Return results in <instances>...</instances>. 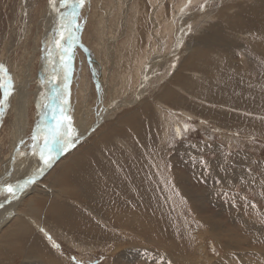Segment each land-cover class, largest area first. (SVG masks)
<instances>
[{
  "label": "rangeland",
  "instance_id": "374dc122",
  "mask_svg": "<svg viewBox=\"0 0 264 264\" xmlns=\"http://www.w3.org/2000/svg\"><path fill=\"white\" fill-rule=\"evenodd\" d=\"M44 1L45 0H28L29 3H33V2L34 3H36V2L41 3ZM124 1L121 2V0H119V2H117V0H86V4H85L84 8L79 9L78 23L80 26V31L76 33V39L74 41H72L73 46L71 48V54H72L71 56L73 58L71 57L70 67L72 65L73 66L70 69L69 68L66 69L69 71V72L68 71L67 72L69 73V75L71 77V83H70L69 92H68L69 97L71 94V90L74 92L75 89L77 87H79V84H80L79 82H81V79L83 78L84 83H86V84L88 83V85H91L92 89L90 87H87L88 90H87L86 94H90L88 96L91 99V101L95 99L93 102V105L96 104L97 100H98L97 99V93L99 94V90L96 87L97 82H95V79L92 78L93 77V71H92L91 62L89 61V59H88V61L86 60L87 57L84 59V57L86 56L85 55L86 53L84 52L83 47H87L90 45V49L95 51L94 53H95V55H97L96 57L98 59L101 58L100 60H101V62H103V68L106 66L105 61L109 58V60L111 62V67H109V69H111L110 77H112L116 73V67L115 66H116V64H118L120 59L123 61H127L128 64L131 61V58H132L133 53H134V47H132L134 44V40L131 38V36L128 32H127L126 36H125V34H123V32L125 29L124 21L127 18H130L127 16H129V14L132 10V7H130V9L128 11H127V8L126 9L124 8L127 4L124 5L122 8V5L120 6V4H123ZM139 1H144L147 3L152 2V1L148 2V0H139ZM164 1L165 0H162V1L161 0H153V2H152V3H155L157 7H160L161 11L159 10V13L163 12L162 3L164 4L163 7L169 8L171 10L173 9V1L172 0H166L165 2ZM181 1H182V3L184 2V0H181ZM47 2H48V7H49L48 8V11H49L48 17L54 19L57 22L53 27L52 26L48 27V31H49L50 35L47 39H48V43L50 44L51 48H53L55 50V53L57 54L56 49H58V48H56V46L54 45L53 40H54V37L56 36L57 28H58V25L60 23V19H59L57 12H56V14H54V13H52L51 15L49 14L53 9L51 6H49V0H47ZM227 3H228V5H226ZM59 5H60V0H57V7L58 8H59ZM230 5H232V3L228 0H226L225 2H224V0H220L219 4L215 3V0H202L199 3L193 4V7L191 8V10H196V9L201 8L202 11L198 17L204 18L208 14L211 13L212 6L213 7L215 6V10H217V11L222 7V9L225 8V14L228 17V16H230L228 13L229 10H231L232 12H235L236 10H238L237 7H229ZM20 6H21L20 0H0V64H2L1 58H2V55L5 51L4 43H5L6 38H8L7 49L9 48V46H12V49L10 50V53H7L5 55V60L8 64H11L14 61L13 63H16V65L13 68L14 72L16 74H18L17 73L18 69L24 71L23 76L26 78L25 80L27 81V85H24V83L20 82L18 80V78H14L12 80L14 91L8 97L7 101H4L3 90L0 89V115H2V117L0 116V122H1V124H0V181H4L6 183H11L13 185L14 184L16 185V183L18 184V183H20L19 181H21L20 176L16 174V173L20 172L19 170H22V169L27 170L26 172L29 174V172L31 173L34 170V167L32 166V162H33V164L36 162V166H37L39 161H40L39 160V154L37 153V155H33V148H32L33 144H34L32 137L34 134L37 133V129L39 128L37 123L39 120V115L41 114L40 113L41 109L38 105L40 102V97H41L40 94L38 95L39 90L41 92V90L44 87L46 88V84H49V86H54V90H53V92H54L55 91V84H56L54 79L57 77L56 80H58V78L61 79V77H62V73H61L62 70L57 65H56V67L60 70V73L55 66L50 68V71H48L47 73H46V70H44L45 69L44 67H43V70H41L40 62L37 63L38 56H37L36 60H32V59L26 60L25 51H23V48H22V44L24 43L25 39H24V37H22L21 39H19L17 41L18 37L16 38V36L21 34L22 30H24L26 28V23H27L26 18L25 19L21 18ZM120 7L122 10L119 9ZM86 9H88V10H86ZM107 10H109L110 13L113 14V16L110 17V22L105 26L106 29H104V31H102V33H100L101 32L100 29L96 30V26H99L97 24L99 23V21H101L99 16L102 18V21L104 20V18H108V15H105ZM140 10H141V14H142L141 16L146 15L149 12V11H147V8H145V6L143 5V2L140 6ZM60 11L67 13V12L71 11V9L60 8ZM81 12H83V13H81ZM181 14H182V11L177 13V15H175L173 18H171L170 23H174L175 22L174 19H176L177 16L181 17ZM184 14H185V12L183 11V15ZM46 16H47V14L45 15V17ZM139 16H140V12H139ZM89 17H91V18L93 17L92 18L93 20L91 19V21H92L91 24L88 22ZM169 17L170 16L168 15L167 18H169ZM192 17L193 16L191 15V19H193ZM227 17L223 21L225 34L228 35V39L232 38L231 41L235 40V42H237V44H235L237 47L241 46V45H242V47L237 48V50L239 49L240 51L239 50L234 51V53L232 55L233 59L231 56L230 62H229V58H227V57L223 56V57H220L218 60L216 55L209 56V54H212V52L207 53V57H208L207 60H211V62L209 64L211 65V68H212V70H211L212 76H210L207 66L202 65L200 67V69L198 70L199 66L195 65V71L198 72L199 75L197 74L193 77L194 79L192 78L193 81H191V85H178L177 91L175 92L178 101H184L185 96H188V97H192L191 99H192L193 103L187 102V104L182 105L183 108L180 109V106H178V105L173 106L174 103H172V102L168 101V105H167L166 101H163L162 104H164V106L159 104L160 106L157 108V109H159V112L156 113V111L154 109L152 112H150V114H147L149 116H147L145 114L144 119H139V123H137V126H135V127L137 128L139 126V128H140V126H142L145 129L144 133L143 132L140 133L141 131L135 132V130H133V132H135V133H132L131 137L128 139L129 141L127 139H123L121 142H118L115 140L110 141L111 140L110 135L119 132V130L115 128L114 121L107 122L106 124L104 122L102 124V126H100L101 128H103L102 131L96 133L97 130L100 128L99 127L94 133H92V136H90L89 140L87 139L85 142L84 141L79 142L80 140H78V141H76L77 145L73 149H70L69 151H68V149H66V151L63 152V154L60 153V154L56 155L55 159L53 161L54 162V164L52 165L53 167L52 166L48 167L46 169V172H44L43 177H41L37 181V183H35V184H38V183L42 182L45 179V177L48 176V174L52 171V169L54 168V166L56 165V163L58 161H60L62 158L66 157L67 155L72 154V152L77 150L82 145H84V146L81 149V153H83L84 151H86L92 147L99 146L100 151L98 153H96L98 156H96V154H91L90 157L92 159H88L89 160L88 162L91 163V165L93 167L92 170L98 176L100 173H102L101 172L102 167L104 168L107 165L104 169L107 170L109 176H108V178L103 177L102 182H101V185L103 186L101 191H102V193L104 192L103 193L104 197L106 196L105 198L109 202L112 201V203H113L116 200L122 199L126 195H129L130 197L127 199V201H130L131 203H135L137 205L143 204V207L148 208V210L151 212L152 211L158 212V210L163 207L164 217H165L168 225L170 224L169 225L170 227L174 226L173 229L175 231V236L178 240L176 241L175 246L172 247L173 248L172 252H170L169 250H166L164 247L158 248L157 246H155L156 249H154L150 245H148L149 243H147L143 238H139V239H137V241H138L137 243H131V244H128L127 241H123L121 239L116 241L117 244L125 246L126 250L129 252L128 256L130 258H133V260L134 259L138 260V262H139L138 264H142L143 263L142 261H145V260L148 262H154V260H155L157 264H170L171 262L169 261L168 258L172 259L173 264H182L180 259H179L180 257L178 254L179 248H182V251L184 252V255L186 256L185 264H194V260L196 261V264H201V258L202 257L195 255V254H199V253L208 254V256L210 258H213V259H218L220 257L218 249L216 248L214 243L210 240L209 236L202 230V228L200 226L201 223H199L200 221L197 220V218L195 219V217H194L195 215L193 213L188 212L189 209H188V206H187L188 204H187L186 200H184V197L180 194V191L178 189H176L177 187L174 188L176 185L172 181V176H171L172 168L174 170L178 169L181 172L186 173L189 176V178L192 180V183L194 185V186H190L192 189V192H194V194H197L198 197L204 196V195H209L211 198H214L215 201L219 200L218 202L210 203L211 207H208V211H209V213H213V214L219 213L217 215L220 217L221 220L224 221L225 224L227 223V226L229 229L233 230V224L236 225L237 227L238 226L243 227L240 220L244 221V220L249 219L248 221L250 223H257L258 222L257 219L255 218V215L253 214V211H251V210L249 211L250 213L248 212V213H244L243 216H238L237 212L239 210H242L244 212V210H243V209H245L244 203H246V202L243 201L244 203H242L240 201V203L238 205H236L234 200L236 198L239 199V197L243 196L247 200L255 199L258 202V201H260L261 197L264 198V188H263L264 187V125H263L264 124L263 123L264 122V116H263L264 115V104H263L264 103V95H263L264 94V60H263L264 56L263 55L258 56L257 52H255L252 48L256 45V46H259L264 51V42H263V40H264V25L261 27H255V25L249 24L243 30L239 29V26L235 27L236 29H234L233 28L234 26L230 25ZM36 18H39V14L36 15ZM97 18H99L100 20L98 19L99 20L98 21ZM116 18L118 20L120 19L119 20L120 24H118V20H116ZM113 19L115 22L113 21ZM155 20L159 21V24H160L159 27H160L161 23H162V19L161 18H155ZM185 23L183 25V30H182V37H183V42H184L183 47L185 46V41L190 36V35L187 36L188 32L192 31L191 28L186 27ZM111 24L114 26L113 29L117 28V26L120 25L119 26L120 37L117 38L118 39L117 42L112 41V45H113L112 51L109 54H107L108 52L106 50L104 51L99 47V45L97 44V41L99 39H106L108 37V33L110 32V29H111ZM129 24H131V23H129ZM101 26L102 27L104 26L103 23ZM173 26L174 25L171 24L170 29H171V27L173 28ZM228 26H230L231 29L228 28ZM151 27L155 29V26L153 24H151ZM240 28H242V27H240ZM29 30H30V28H29ZM89 30H90V32H89ZM241 30L243 31L242 35L240 33ZM258 31H259V33H258ZM186 32H187V34H186ZM43 34H44V32H43ZM231 34H233V35H231ZM246 34H248V35H246ZM146 35H147V31H146V29H144L143 34L141 35V38H140L139 49H140L141 42L142 41L146 42ZM179 35H180V33L178 30L177 36H179ZM235 36H236V38H235ZM34 37H36V35ZM41 37L42 36H40L39 41H38L39 45H40V49H39L40 53L38 55H40V57L43 58V64H44V55H45L44 47H45V44H43V40ZM248 37H250V38H248ZM178 39H176V44L178 42ZM258 39H259V41H258ZM255 41H257L258 43ZM92 42H94L95 44ZM61 44L63 46H65L64 41H61ZM247 44H249V45L247 46ZM95 45L98 47H95ZM120 45H124V47H118ZM183 47H182V49H183ZM96 48H97V50H96ZM168 48H169V45H167V47L161 49V52L164 49L166 50ZM242 48H244V49H242ZM27 49L29 50V48H27ZM98 49H101L99 53H98ZM79 50L81 52H79ZM253 51L255 52V54L253 53ZM96 52H97V54H96ZM104 52L106 53V55ZM151 52H152V50L150 48L140 49L138 57L143 61L145 59V57L147 56V54H149ZM41 53H42V55H41ZM80 53H81V55H80ZM82 53H84V56ZM180 53H181V51L179 52V54ZM13 54L15 55L14 57L11 56ZM59 54H60V49H58V55ZM179 54L175 57H171L169 59L163 60V64L158 68V75H156L155 77L165 74V72L168 70H169V72H171L172 65L171 66H167V65H169L173 61L174 58L178 57ZM58 55H57V57H58ZM251 55H252V57H251ZM257 57H259V59ZM223 59H224V61H223ZM243 59H245L244 62H243ZM253 60H255V61H253ZM240 61H242V62H240ZM236 62H238V63H236ZM253 62L255 64H253ZM72 63H74V64H72ZM220 64H222V65L220 66ZM235 64H236V66H235ZM237 64H239V65H237ZM87 66L90 69H88ZM231 66L232 67L234 66L235 69L232 68ZM5 67L7 68L6 65H5ZM140 67H141V65H140ZM140 67L133 69V71H132L133 78H135L137 76V74H138L137 72H139ZM84 68H87V70L86 69L84 70ZM213 68H214V70H213ZM227 68H229V69H227ZM109 69H107L106 71H108ZM216 70H218V71H216ZM252 70H254V72ZM79 72H81L82 75ZM83 72H84V74H83ZM121 72H123V70H121ZM76 73H77V75H76ZM78 73H79V75H78ZM229 73H231V75ZM237 73H239V74H237ZM241 73H242V75H240ZM171 74H173V73L171 72ZM50 75L55 76V78L48 79ZM87 75L88 76L90 75L91 78L87 77ZM141 75H142L141 76V78H142L141 82H143L145 79L148 83L153 78H155L152 75V71H150L147 76L144 73H141ZM83 76H85V78ZM200 76H202V77H200ZM233 76H235V77H233ZM226 77H228V78L226 79ZM232 78L234 81L232 80ZM157 79H159V78H157ZM90 80H92V81H90ZM201 80H203V81H201ZM246 80L248 82H246ZM236 81H237V83H236ZM73 82L74 83L76 82V84H74ZM186 82L189 83L190 81L186 80ZM20 84H21V86H20ZM145 84H143V85H145ZM230 84H231V86H230ZM75 85H77V86H75ZM81 85H82V83H81ZM227 86H229V87H227ZM23 87H27V88L30 87V93H31L30 95L31 96H32V94L35 95L34 91H38V93H37L38 96L37 95L36 96L39 100L37 98H35V99L33 98V101H31L32 103L27 104L28 109L25 112L26 113L25 117L27 116V119L24 123V129L26 128V131L25 132L19 131V133L17 135H15V133H16V127L15 126L17 124L16 120H18V118H19V117H17V114H18V112L21 111V107H23L22 104L25 103V101L20 102L22 99V98L20 99V96H21V94L23 95V92H24ZM57 87H58V91H61L59 88V85H57L56 88ZM71 87H72V89H71ZM190 87H193V88H191L192 94L187 93V91L185 92V90L190 89ZM220 87H222V88H220ZM161 88H162V85H152L150 87V89H148V95L145 96V97L149 96L147 98L148 103L151 102V100L154 98V96H153L154 93L157 92V90H161ZM92 91H94V92L92 93ZM73 92H72V103H73L72 111H73V113H71V114L76 115L75 114L76 113V107H74V102H76L74 99L76 97V91L74 92L75 96L73 95ZM30 95H29V97H30ZM225 95H226V97H224ZM29 97H28V99H29ZM80 97L82 98L81 92H80ZM133 98H135L134 95H133L132 99ZM194 98H196L197 101ZM41 99H42V102H44V94L42 95ZM35 101H37V102H35ZM189 103H190V106H189ZM255 106L257 107V110H256L257 112L254 110ZM96 109H97V111H95ZM235 109L238 111H236ZM243 110H246L247 112L243 111ZM103 111H105V109ZM184 112H185V114H184ZM189 113L193 114L195 116H191ZM98 114H99L98 107L97 106L94 108L92 107V115L93 116L95 115V118H96ZM253 114L255 115V117L252 116ZM67 116H69V112L67 113ZM229 116L232 119H230ZM25 117L23 115V117L22 118L20 117V119L24 122ZM146 117H148V118H146ZM242 117H243V119H242ZM46 118L48 121L47 125L48 124L52 125V121L49 120L50 118L48 117V115ZM144 120H146V121H144ZM147 120H148V122H147ZM93 121L94 120L91 119L89 122L81 124L79 129L75 130V132L78 133L83 126H89L92 124ZM203 122H204V124H203ZM261 123H262V126H261ZM154 125H156V126H154ZM145 126H147V128ZM216 127H217V129H216ZM140 130H141V128H140ZM148 130H149V132H148ZM166 130H167V132H166ZM146 133H147V137L145 136ZM158 136L159 137L161 136V137L159 138ZM161 138H162V140H161ZM131 139L133 140V142L135 144L131 143V141H132ZM156 140L158 141V144L156 143L157 142ZM127 141L129 142V144ZM193 142H194V144H193ZM222 142H223V144H222ZM125 143L128 145H126ZM201 143H202V145H201ZM129 145L131 147H129ZM222 145H223V147H222ZM41 146H42V144H41ZM109 146L112 148H110ZM203 146H205V147H203ZM210 146H211V148H210ZM213 146L215 149L213 148ZM232 147L234 149H232ZM108 148L110 149V151H108L109 150ZM137 148H138V150H137ZM196 148L198 151L197 153H200L199 156H197L196 158H193L194 159L193 162L187 165V162H189L190 159L185 158V156L190 155V153H192ZM217 148H220V149L217 150ZM12 149H14V150H12ZM114 149H115V152L113 151ZM127 149L128 150L132 149L131 151H129L130 155H129V152ZM21 150H22V152H21ZM152 150H153V152H152ZM142 151H143V153H142ZM126 152L128 153V155ZM132 152H133V154H132ZM138 152L140 153L141 156L138 154ZM245 152H246V154H245ZM122 153L124 156L122 155ZM203 154H207V155L202 156ZM253 154H255V155H253ZM60 155H62V156H60ZM7 156H11L12 161H13V157H15V158L21 157V159H23L22 157H25L24 163H21V165H20L21 166L20 168H22V169H20V168L15 169V167L10 166L11 163H9L8 169L12 168V173L14 172L15 175H12L8 179H6V177H5L7 175L6 171L8 170V169L5 170V166H6L5 162H6ZM200 157L202 159H200ZM29 158H30V160H29ZM107 158H108V160H107ZM190 158H192V157L190 156ZM96 159H98V160H96ZM135 159H137V160H135ZM11 160H10V162H11ZM2 161H4V162L1 163ZM100 161H101V163H100ZM202 161L203 162L206 161V162L203 163ZM107 162H109L110 164ZM248 162H250V163H248ZM251 162H252V164H251ZM240 163H241V165H240ZM242 163H244V164H242ZM136 164H137V166H135ZM110 166H112L111 167L112 169H110ZM128 166H131V167H128ZM236 166H238V167H236ZM120 167L123 170L126 168L124 171L127 173V175H122L123 173L125 174V172H123V170ZM127 168L129 170H127ZM167 169H169V170H167ZM239 170H241V171L239 172ZM110 171H112V172H110ZM138 171H140V172H138ZM233 171H235L234 172L235 174L233 173ZM249 173H250L252 178L250 177ZM256 173H257V175H256ZM204 174H208V176L212 174L214 177L212 176L211 179H208V182H206L203 178ZM112 175H113V177H112ZM221 175L223 176V178ZM253 175H254V177H253ZM124 176H126V177H124ZM163 177H166V178H164V180H163L162 179ZM237 177H240V178H237ZM245 177H246V179H244ZM257 177H258V187H255V186H253V181H254V178H257ZM100 178H101V175H100ZM111 178H113V180ZM135 178H136V180H135ZM159 178L163 184L160 182ZM217 178H219V179H217ZM234 178L235 179L237 178V179L235 180ZM167 179H169V180H167ZM229 179H232V180H229ZM225 180H226V182H233L234 181V185L236 187L234 189H231V192H229V193H226V192L218 193L216 191H213V187H214L213 185H215V184L220 185ZM247 180H250L251 182L247 181ZM23 181L24 180L21 181V184H23ZM120 181H122V182H120ZM238 183H240V184H238ZM114 184H116V185H114ZM137 185H139V187ZM149 185H151V187ZM168 185L171 186L170 189H169ZM172 192H175L174 194H176V198ZM120 193L122 194V198L119 197ZM217 194H219V195H217ZM167 195H170L171 198L173 197L172 198L173 201L170 198V196H167ZM6 196H7V194L0 195V203L4 202V207L0 208V212L2 211V209L5 210L7 208L6 205L9 203V200L6 198ZM28 196H27V198H28ZM174 199H176V201H174ZM182 201H183V203H182ZM174 202H176L177 204ZM120 203H122V201H120ZM218 203H220L221 205H218ZM20 204L18 205L15 212H13V210H9V211L5 210L4 212L0 213V223H1L2 228H4V226L8 225L15 218V215L18 212V210L20 211V209L22 208V205H20ZM184 204H186V206ZM172 205H175V207H177V206H180V207H178L175 210V207ZM181 205H183V206H181ZM177 210H178V212H175ZM183 210H185V212ZM234 210H235V212H234ZM92 211H94V210H92ZM94 212H93V214H94L93 217H95V219H93V220H96L97 223L100 221L99 224L103 225L101 227L107 228L108 225H107L105 219H102V217H98V216L96 217V215H97L96 210ZM86 214H88L87 211H86ZM177 215L179 218L177 217ZM62 222H64V224H62L60 231L65 230L64 233H60V234L52 233L48 227V224L55 226L54 223H52V222L46 223L45 222L44 223L45 225L35 227L29 232V234H28L29 241L36 242L37 240H41L43 242H49L48 244H49L50 248L52 249V254L57 259H59L60 264H109L110 262H113L114 260H119L120 264H126V261L124 260L123 257L118 258V259L113 257L114 255L112 254L113 251L111 250V248H112L111 242H100L102 244L100 246V245L96 244V242L93 241V235L88 234V233L93 234V232H94V230L91 228V223H90V222H92V218L90 219V222H88L87 227H83L81 225L83 228V231L86 230L88 232L87 233L85 231L86 234H83V236L85 235V237L80 236L82 233L81 226H79L78 229H75L77 227V225L74 222H68L67 221L65 223V220H63L60 223H62ZM258 224H261L260 220H259ZM110 229L111 228L108 227L106 230L107 232L101 233V234H99V236L108 237V236H113L112 233L113 234H119V232H118L119 230L111 229V231H110ZM35 231H36V233H34ZM72 232H73V235L77 234L75 236L78 238L77 240H76V238L71 237ZM62 235H64V236H62ZM57 236H59V237H57ZM86 237H87V239H86ZM202 237L204 238V242L201 245V244H198V240L201 239ZM70 239H72V240H70ZM84 239H85V241H84ZM22 240L26 241L24 238ZM183 244L186 245L187 247L190 246L192 248L191 250L192 251L194 250V255H192L190 252L185 250L183 247ZM236 248L238 251V247H236ZM122 249L124 251L123 247L121 248L120 251L123 253ZM59 251H60V253H59ZM125 251H124V254H125ZM237 251H235V252L237 253ZM240 251L241 250L239 249V252ZM175 253H176V256L173 257V255ZM61 258L63 259V261ZM17 260H18V258H17ZM25 262H27V264H44V259L41 257H37V255H34L31 259H29ZM16 264H22V262L20 260H18L16 262ZM225 264H227V263H225ZM262 264H264V262Z\"/></svg>",
  "mask_w": 264,
  "mask_h": 264
},
{
  "label": "bare ground",
  "instance_id": "6f19581e",
  "mask_svg": "<svg viewBox=\"0 0 264 264\" xmlns=\"http://www.w3.org/2000/svg\"><path fill=\"white\" fill-rule=\"evenodd\" d=\"M122 1H124V0H121V2ZM149 1L153 2V0H148V2ZM172 1H173V9L172 10L169 8L163 7L164 4L162 3V8H163L162 13H159L160 7H157L156 4L152 3V2L147 3V2L139 1V0H125L123 2V4L119 3L120 6L122 5V8L124 5L127 4L124 7L125 9L127 8V11L130 9V7H132V10H131L129 16H127L130 18H127L124 21L125 29L123 32V34H125V36L127 35V32H128L130 34L131 38L134 40V44L132 46V47H134V53H133V56L131 58V61L128 64L127 61H123L120 59L118 64H116V66H115L116 67V73L112 77H110L111 69H109V67H111V62H110L109 58L105 61L106 66L103 68V62H101V60H100L101 58L98 59L96 57L97 55H95V53H94L95 51L90 49V45L87 47H83L84 52L86 53L85 54L86 56L84 57V59L87 57L86 60L88 61V59H89V61L91 62L92 71H93V77L92 78H94L95 82H97L96 87L99 90V94L97 93V99H98L97 103L93 105V102L95 99L91 101V99L88 96L90 94H86V92L88 90L87 87L91 88V85H88V83L87 84L84 83L83 78L81 77L82 79H81V82H79L80 83L79 87H77L78 89L76 88L77 90L75 89L76 97L75 98L73 97L76 101V102L73 101L74 107H76V113H75L76 115H72L71 113H73V111H72V107H73L72 92L73 91L71 90V94L69 97L68 92H69V86L71 83V77L68 73L69 71L66 69H68V68L70 69L73 65L70 67L71 63L69 64L67 57H65L64 61L62 62L61 58H60V54L58 55V49H56V51H57V54H56L55 50L53 48H51L50 44L48 43L47 38L50 35L49 31H48V27H51V26L53 27L57 23L54 19L48 17V12H49L48 11V8H49L48 2H47V0H45L44 2H41V3H39V2L29 3L28 0H20L21 18L22 19L26 18L27 23H26V28L24 30H22V33L19 34L18 36H16V38L18 37L17 41L19 39H21L22 37H24V39H25L24 43L22 44V48H23V51H25L26 60H31V59L36 60L37 56H38L37 63L40 62L41 70H43V67H44L45 68L44 70H46V73L48 71H50V68H52L53 66L56 67V65L62 70L61 79L58 78V80H56L57 77L55 78V76H53V75H50L48 79L55 78L54 79L56 82L55 91H58V87L56 88V86L59 85V88L61 90L60 92L62 93V98L60 100H58L56 102V104L63 105L64 100H67V105L65 107L64 114L67 116V113L69 112V116L71 117V127L73 129L77 130V129H79L81 124L89 122L91 119L94 120L91 125L83 126L80 129V131L78 132V136L76 137V141L80 140L79 142H81V141L85 142L87 139L89 140L90 136H92V133H94L100 126H102V124L104 122L106 124L107 122H111V121H114V126L116 129L119 130V132L110 135V138H111L110 141L115 140V141L121 142L123 139L128 140L131 137L132 133L139 132V131H141L140 133H142V132L144 133L145 129L142 126H140L141 130H140L139 126L137 128L135 127V126H137V123H139V119H144L145 114L146 115L150 114V112H152L154 109H155L156 113L159 112V109H157V108L160 105L164 106V104H162L163 101H166L167 105H168V101L172 102V103H174L173 106L178 105V106H180V109L183 108L182 105L187 104V102L193 103V101L191 99L192 97H188V96H185L184 101H178L175 92L177 91L178 85H191V81H193L192 78L197 74L199 75V73L195 71V65L199 66L198 70L200 69V67L202 65L207 66V68L209 70V74H210V76H212V72H211L212 68H211V65L209 64L211 62V60H207L208 59L207 53L212 52V54H209V56L216 55L218 60L220 57H223V56L227 57V58H229V62H230L231 61L230 57L233 55L234 51L237 50L238 47L239 48L242 47V45L237 47L235 45V44H237V42H235V40L231 41L232 38L228 39V35L225 34L223 21L227 17V15L225 14V8L222 9V7H221L222 5L220 6L221 8L218 11L215 10V6L214 7L212 6L213 12L211 11V13L208 14L206 17L200 18L198 16L201 13L202 9L199 8L196 10H191V8L193 7V4L199 3L202 0H191L190 3H189V0H187V1L184 0L183 3L181 0H175V1L172 0ZM219 1L220 0H215V3L219 4ZM225 1L226 0H224V2ZM228 1H230L232 3V5H230L229 7H237L238 8V10H236L235 12H232L231 10L228 11L230 16H228L227 19H228L230 25L234 26V27L232 26L234 29H236L235 27L239 26V29L243 30L249 24L255 25V27H261L264 25V0H228ZM117 2H119V0H117ZM142 2H143V5L145 6V8H147V11H149L146 15H143V16H141L142 14H141V10H140V6H141ZM226 5H228V3ZM49 6H50V4H49ZM119 9H121V7ZM86 10H88V9H86ZM182 10L185 12L184 15H183ZM181 11H182L181 17L177 16V18L174 19L175 22L170 23L171 18H173L175 15H177V13H179ZM139 12H140V16H139ZM52 13L56 14V12H54L53 10L49 14L51 15ZM81 13H83V12H81ZM37 14H39V18H36ZM46 14H47V16L45 17ZM105 15H108V18H104L103 21H102V18L100 16H99V18L101 19V21H99L100 19L97 18V20L99 19L98 20L99 23L97 25H99V26H96V30L100 29V31H101L100 33H102V31H104V29H106L105 26L110 22V17L113 16V14H111L109 10L106 11ZM168 15L170 16L169 18H167ZM191 15L193 16L192 17L193 19H191ZM92 18L89 17V19H88V22L90 24L92 22L91 21ZM155 18H161L162 19V23H161L160 27H159V25H160L159 21H156ZM116 20H118V19L116 18ZM119 20H118V24H120ZM113 21H114V19H113ZM101 22L104 25L103 27L101 26L102 25ZM129 23H131V24H129ZM184 23H185L186 27L190 26L189 28H191L192 31L191 32L187 31L188 34L186 32L187 36H189V35L190 36L185 41V46L183 47L184 42H183V37H182V30H183ZM151 24H153L155 26V29L151 27ZM171 24H173L174 27L173 28L171 27V29H170ZM119 26H117V28L113 29L114 26L111 24V29H110V32L108 33V37L106 39H99L98 41L96 40L99 47L102 50H104V51L106 50L108 52L107 54H109L112 51V46H113L112 41L117 42L118 41L117 38L120 37ZM240 27H242V28H240ZM29 28H30V30H29ZM228 28L231 29L230 26H228ZM144 29H146V31H147L146 42L145 41L141 42L140 49L150 48L152 50V52L147 54L145 59L142 61L138 57V54H139V50H140L139 49V42H140V38H141V35L143 34ZM178 30L180 33V35H179L180 37L177 36ZM242 30L240 31L241 35L243 33ZM43 32H44V34H43ZM89 32H90V30H89ZM258 33H259V31H258ZM35 35H36V37H34ZM231 35H233V34H231ZM246 35H248V34H246ZM40 36H42L41 38L43 40V44H45V47H44V50H45L44 64H43V58L40 57V55H38L40 53L39 52L40 45L38 42ZM235 38H236V36H235ZM248 38H250V37H248ZM176 39H178L177 44L179 46L176 44ZM258 41H259V39H258ZM255 42H257V41H255ZM263 42H264V40H263ZM92 43H94V42H92ZM167 45H169V48L166 50L164 49L161 52V49L167 47ZM248 45L249 44H247V46ZM4 46H5V51H4L2 58H1L2 64L4 66L5 65L7 66V71L11 75L12 80L14 78H18V80L20 82H23L24 85H27V81L25 80L26 78L23 76L24 71L18 69L17 70L18 74H16L13 70L16 63H13L14 62L13 61L11 64H8L5 60V55L7 53H10V50L12 49V46H9V48L7 49L8 38H6ZM64 47H67V45L65 44ZM95 47H98V46L95 45ZM118 47H124V45H120ZM182 47H183V49H182ZM27 48H29V50ZM252 48L255 52H257L258 56L259 55L264 56V51L259 46L255 45ZM101 49H98V53L100 52ZM242 49H244V48H242ZM96 50H97V48H96ZM180 51H181V53L179 54ZM254 51H253V53L255 54ZM79 52H81V51L79 50ZM82 54L84 56V53H82ZM96 54H97V52H96ZM178 54H179V56L174 58L173 61L169 65H167V66L172 65L171 72L173 74H171V72H169V70H168L165 72V74L155 77L156 75H158V68L163 64V60L169 59L171 57H175ZM41 55H42V53H41ZM57 55H58V57H57ZM80 55H81V53H80ZM105 55H106V53H105ZM11 56L14 57L15 55L13 54ZM251 57H252V55H251ZM257 58L259 59V57H257ZM232 59H233V56H232ZM223 61H224V59H223ZM244 61H245V59H243V62ZM253 61H255V60H253ZM240 62H242V61H240ZM236 63H238V62H236ZM72 64H74V63H72ZM222 64H220V66ZM239 64H237V65H239ZM253 64H255V63L253 62ZM64 65H68L67 68H65ZM140 65H141V67H140ZM235 66H236V64H235ZM139 67H140V70H139V72H137L138 73L137 76L135 78H133V74H132L133 69L139 68ZM232 68L235 69L234 66ZM85 69L87 70V68H84V70ZM88 69H90V68L88 67ZM107 69H109V70L106 71ZM227 69H229V68H227ZM121 70H123V72H121ZM213 70H214V68H213ZM58 71L60 73L59 69H58ZM150 71H152V75L155 78H153L148 83L145 79L143 82H141V79H142L141 73H144L147 76ZM216 71H218V70H216ZM252 71L254 72V70H252ZM79 73H81V72H79ZM79 73H78V75H79ZM242 73L240 75H242ZM65 74H67V77H68L67 80H65ZM83 74H84V72H83ZM229 74L231 75V73H229ZM237 74H239V73H237ZM76 75H77V73H76ZM81 75H82V73H81ZM83 77L85 78V76H83ZM87 77H90V75L89 76L87 75ZM200 77H202V76H200ZM233 77H235V76H233ZM157 78H159V79H157ZM227 78L228 77H226V79ZM186 80L190 81V82L187 83ZM232 80H233V78H232ZM90 81H92V80H90ZM201 81H203V80H201ZM246 82H248V81L246 80ZM81 83H82V85H81ZM236 83H237V81H236ZM74 84H76V82ZM143 84H145V85H143ZM152 85H162V88H161V90H157V92L154 93V95H153L154 98L151 100V102L148 103L147 98L149 96H147V97H145V96L148 95V89H150V87ZM20 86H21V84H20ZM75 86H77V85H75ZM230 86H231V84H230ZM227 87H229V86H227ZM191 88H193V87H190V89L185 90V92L187 91V93L192 94ZM220 88H222V87H220ZM23 89H24V92H23V95L21 94V96H20V99L22 98L20 102L25 101V103L22 104L23 107L20 106L21 111L18 112V114H17V117H19V118H18V120H16L17 124L15 126L16 127L15 135H17L19 133V131L20 132L26 131V128L24 129V123L27 119V116L25 117V114H26L25 112L28 109L27 104L32 103L31 101H33V98L34 99L37 98V96L39 94L41 97L39 96L40 102H39V104L38 103L37 104L39 105V107L41 109V111H40L41 114L39 115V120H38L37 124L39 127L38 129L41 130V134L43 135L44 129H46L47 127H54L55 126V121H53V119H52L53 114H54L52 111V107H55V105H52V101L55 99V97L53 95L55 92V91L53 92L54 86H49V84H46V88L44 87L41 90V92L39 90V93H38V91H34L35 95L32 94V96L30 95L31 94L30 93V87H28V88L23 87ZM71 89H72V87H71ZM74 92H73V95H74ZM80 92L82 93V98L80 97ZM93 92L94 91H92V93ZM37 93H38V95H37ZM43 94H44V102L45 103L42 102V99H41ZM29 95H30V97H29ZM133 95L135 96V98L132 99ZM28 97H29V99H28ZM224 97H226V95ZM194 99H196V98H194ZM196 101H197V99H196ZM35 102H37V101H35ZM190 103H189V106H190ZM46 104L52 105V107L45 108L44 105H46ZM96 106L98 107L99 114L95 118V115L94 116L92 115V107L94 108ZM104 109H105V111H103ZM254 110L255 111L257 110L256 106L254 107ZM95 111H97V109ZM236 111H238V110H236ZM243 111H246V110H243ZM184 114H185V112H184ZM23 115L25 117L24 122L20 119V117L22 118ZM47 115L50 118L49 120L52 121V125L51 124L47 125V122H48L47 118H46ZM190 115L195 116L193 114H190ZM0 116L2 117V115H0ZM147 116H149V115H147ZM230 116H229V118H230ZM252 116L255 117L254 114ZM57 118H59V117H57ZM146 118H148V117H146ZM230 119H232V118H230ZM242 119H243V117H242ZM144 121H146V120H144ZM147 122H148V120H147ZM0 124H1V122H0ZM203 124H204V122H203ZM154 126H156V125H154ZM261 126H262V123H261ZM145 127L147 128V126H145ZM102 129L103 128L100 127L96 133L102 131ZM216 129H217V127H216ZM133 130H135V132H133ZM148 132H149V130H148ZM166 132H167V130H166ZM145 136L147 137V133L145 134ZM161 140H162V138H161ZM131 143H134L133 140L131 141ZM156 143L158 144V141ZM41 144H42V141H41ZM128 144H129V142H128ZM128 144H126V145H128ZM193 144H194V142H193ZM222 144H223V142H222ZM76 145H77V143H75V146ZM201 145H202V143H201ZM83 146L84 145H82L77 150L72 152V154L67 155L66 157H64L60 161H58L56 163V165L54 166V168L52 169V171L48 174V176H46L43 181L41 180L42 182H40L38 184H35V183L34 184H28L26 187L23 188L22 191H20L19 199H14L6 205L7 208L5 210H7V211L13 210V212H15V210L17 209V207L20 203H21L20 205H22V208L20 209V211L19 210H18V212L16 211L17 213L15 215V218L8 225L4 226V228L1 227V223H0V264H16V262L18 260H20L22 262V264H27V262H25V261L31 259L34 255H37V257L43 258L44 264H60L59 259H57L52 254V249L50 248V246L48 244L49 242H43L41 240H37L36 242L29 241L28 234L33 228L45 225L44 224L45 222L46 223H49V222L54 223L55 226L48 224V227L52 233H55V234L64 233L65 230L60 231L62 224H64V222H62V223H60V222L63 220H65V223L67 221L68 222H74L77 225V227L76 228L74 227V228L78 229V227L81 225L83 227H87L88 222H90V219L92 218V222H90V223H91V228L94 230L93 234L88 233L86 230L85 231L89 235H93V241L96 242V244H98L100 246L102 245L100 242H111L112 243L111 250L113 251L112 254L114 255L113 257L116 259L123 257L124 260L126 261V264H136V263L138 264L139 262H138V260H136V259L133 260V258H130L128 256L129 252L126 250L125 246L116 243V241L119 239H121L123 241H127L128 244H131V243H137L138 242L137 239L143 238L147 243H149L148 245H150L154 249H156L155 246H157L158 248L164 247L166 250H169L170 252L173 251L172 247L175 246V243L178 239L175 236V231L173 229L174 226L170 227L169 226L170 224L168 225V223L164 217L163 207L160 208L158 210V212H155V211L151 212L148 210V208H146V207L144 208L143 204L137 205L135 203H131L130 201H127V199L130 197L129 195H126L124 198H122L121 193H120L119 197H121L122 199H118L113 203H112V201L109 202L105 198L106 196L104 197V195H103L104 192L102 193V191H101L103 188V186L101 185L103 177L108 178V176H109L107 170L104 169L107 165L104 168L102 167V170L100 169L102 173H100L98 176L92 170L93 167H92L91 163L88 162L89 161L88 159H92L90 157L91 154H96L100 151L99 146L92 147V148L84 151L83 153H81V149L83 148ZM74 147H72L70 149H73ZM129 147H131V146L129 145ZM203 147H205V146H203ZM222 147H223V145H222ZM110 148H112V147H110ZM138 148H137V150H138ZM210 148H211V146H210ZM213 148H214V146H213ZM70 149H68V151ZM218 149H220V148H217V150ZM232 149H234V148L232 147ZM12 150H14V149H12ZM131 150H128V152ZM108 151H110V149ZM113 151L115 152V149ZM21 152H22V150H21ZM152 152H153V150H152ZM197 152L198 151L196 148L192 153H190V155L185 156V158L190 159L189 162H187V165L193 162V160H194L193 158H196L197 156H199L200 153H197ZM60 153L61 152H57L55 154V156L60 154ZM142 153H143V151H142ZM132 154H133V152H132ZM138 154L140 155L139 152H138ZM245 154H246V152H245ZM122 155H123V153H122ZM127 155H128V153H127ZM129 155H130V152H129ZM205 155H207V154H203L202 156H205ZM253 155H255V154H253ZM96 156H98V155L96 154ZM190 156L192 158H190ZM22 158L23 159H21V157H18V158L13 157V161H12L11 156H7L6 162H5L6 163L5 170L8 169L9 163H11L10 166L15 167V169L20 168L21 163H24L25 157H22ZM200 159H202V158L200 157ZM10 160H11V162H10ZM29 160H30V158H29ZM96 160H98V159H96ZM107 160H108V158H107ZM135 160H137V159H135ZM3 162L4 161H2L1 163H3ZM204 162H206V161H204ZM100 163H101V161H100ZM107 163H109V162H107ZM248 163H250V162H248ZM53 164H54V162L52 163V165ZM242 164H244V163H242ZM251 164H252V162H251ZM240 165H241V163H240ZM32 166L34 167V170L31 173L29 172V174L26 172L27 170H24L22 168H20L22 170H19L20 171L19 173L15 172L17 175L20 176L21 181L24 180L23 184L26 180H28L30 178H33V177L36 178V176L38 174H39V176L41 175L40 178L43 177V174H44V172H46V169H47V168H44V171H42V172L39 171V168L43 166L42 161H39L37 166H36V162L34 164L32 162ZM135 166H137V164ZM111 167L112 166H110V169H112ZM128 167H131V166H128ZM236 167H238V166H236ZM124 170H123V172H125ZM127 170H129V169L127 168ZM167 170H169V169H167ZM240 171L241 170H239V172ZM6 172H7V175L5 176L6 179L11 177L12 175H15L14 172L12 173V168H9ZM110 172H112V171H110ZM138 172H140V171H138ZM234 172L235 171H233V173ZM100 175H101V178H100ZM122 175H127V173L125 172V174L123 173ZM249 175H250V173H249ZM256 175H257V173H256ZM171 176H172V181L176 185V186L174 185L175 186L174 188L177 187L176 189H178L180 191V194L184 197V200H186V202L188 204L187 205L188 209H189L188 212L193 213L195 215L194 216L195 219L197 218V220L200 221L199 223H201L200 226H201L202 230L209 236L210 240L214 243V245L216 246V248L219 251L220 257L218 259L210 258L208 256V254H205V253L195 254V255H198L199 257H202L201 258V264H225V263H227V264H232V263L233 264H262L264 262V203H263L264 198L261 197L260 201H258V202L255 199L247 200L243 196L239 197V199L236 198L234 200L236 205H238L240 203V201L242 203L246 202V203H244L245 204V209H243L244 212L242 210H239L238 212L236 211L238 213V216H243L244 213H248L251 210V211H253V214L255 215V218L257 219V221L259 222V220H260L261 224H258V222L257 223H250L248 221L249 219L244 220V221L240 220L243 227H239V226L237 227L236 225L233 224V230H232V229L228 228L227 223L225 224L224 221L220 219V217L217 215L219 213L213 214V213H209V211H208V207H211L210 203L218 202L219 200L215 201V199L211 198L209 195H204V196L198 197L197 194H194V192H192V189L190 187V186H194V185L192 183V180L189 178V176L186 173H183L178 169L174 170L172 168ZM212 176H213L212 174L209 176H208V174H204L203 178L206 182H208V179H211ZM112 177H113V175H112ZM124 177H126V176H124ZM246 177L244 179H246ZM250 177H251V175H250ZM253 177H254V175H253ZM160 178H159V180H160ZM164 178H166V177H163L162 179L164 180ZM222 178H223V176H222ZM237 178H240V177H237ZM111 179L113 180V178H111ZM217 179H219V178H217ZM135 180H136V178H135ZM167 180H169V179H167ZM229 180H232V179H229ZM21 181H19L20 183H18V184H21ZM247 181H250V180H247ZM120 182H122V181H120ZM160 182H161V180H160ZM238 184H240V183H238ZM114 185H116V184H114ZM137 186L139 187V185H137ZM149 186L151 187V185H149ZM168 186L170 189L171 186L170 185H168ZM213 186H214L213 191H216L218 193H220V192L229 193V192H231V189H234L236 187L234 185V181L233 182H226V180L223 181L220 185L215 184ZM253 186L258 187V177L254 178ZM172 193L174 194L175 192H172ZM170 195H167V196H170ZM217 195H219V194H217ZM27 196H28V198H27ZM174 196L176 198V194H174ZM170 198H171V196H170ZM120 201H122V203H120ZM172 201H173V199H172ZM174 201H176V199H174ZM174 203H176V202H174ZM182 203H183V201H182ZM2 204H4V202H2ZM184 205L186 206V204H184ZM218 205H221V204L218 203ZM172 206L175 207V205H172ZM181 206H183V205H181ZM178 207H180V206L175 207V210ZM5 210L2 209V211L0 213L4 212ZM92 210H94V211L96 210V212H97L96 217L98 216V217H102V219H105L109 228L119 230L118 231L119 234H113L112 233L113 236H108V237L99 236V234L107 232L106 230L108 227L103 228V227H101L103 225L99 224L100 221L97 223L96 220H93V219H95V217H93L94 211H92ZM86 211L88 214H86ZM183 211L185 212V210H183ZM175 212H178V210ZM234 212H235V210H234ZM177 217H178V215H177ZM82 226H81L82 233L80 236H83V234H86L85 231H83ZM111 229H110V231H111ZM34 233H36V231ZM71 235H72L71 237L76 238V240L78 239L77 237H75L77 234L73 235V232H72ZM62 236H64V235H62ZM57 237H59V236H57ZM83 237H85V235ZM23 238L26 241H23L22 240ZM86 239H87V237H86ZM70 240H72V239H70ZM84 241H85V239H84ZM203 242H204L203 237L198 240V244L202 245ZM122 247L124 248V251L126 250L125 254H124L123 249H122L123 253L120 251ZM183 247L185 250H187L192 255H194V250L192 251L191 250L192 248L190 246L187 247L186 245L183 244ZM236 247H238V251H237ZM239 249L241 250L240 252H239ZM235 251H237V253ZM59 253H60V251H59ZM178 254H179V257H180L179 259H180L181 263L185 264L186 256L184 255L182 248H179ZM174 256H176V253L173 255V257ZM17 258H18V260H17ZM168 259L171 262L170 264H173L172 259L171 258H168ZM62 261H63V259H62ZM142 262H141L142 264H154V263L157 264L155 260H154V262H148L146 260L142 261ZM109 264H120V263H119V260H114L113 262H110ZM194 264H196L195 260H194Z\"/></svg>",
  "mask_w": 264,
  "mask_h": 264
},
{
  "label": "snow or ice",
  "instance_id": "6c2138e0",
  "mask_svg": "<svg viewBox=\"0 0 264 264\" xmlns=\"http://www.w3.org/2000/svg\"><path fill=\"white\" fill-rule=\"evenodd\" d=\"M191 0H189V3ZM49 4L54 12H57L60 23L57 28L56 36L53 43L56 48L60 49V58L63 62L65 57L68 58V62H71V48L72 41L76 39V33L80 31L78 23L79 9H82L86 0H60L59 8L57 7V0H49ZM203 7V6H202ZM60 8L71 9V11L64 13L60 11ZM183 11V10H182ZM190 27V26H189ZM64 41L67 47L61 44ZM68 65H64L67 68ZM67 74H65V80H67ZM0 89L3 90L4 101H7L8 97L14 91L12 77L8 73L7 68L0 64ZM55 99L52 101V105L46 104L45 108L52 107L53 121H55L54 127H47L44 129V134H41V130L37 129V133L33 135V155L39 154V160L42 161L43 166L39 168V171H44V168L51 167L55 159V153L63 152L66 149H70L75 146L76 137L78 133L71 127V117L64 114L67 100H64L63 105L56 104V101L62 98L60 91L54 92ZM59 117V118H57ZM42 141V146H41ZM35 182V178H30L25 181L24 184H16L0 181V195L7 194L6 198L11 200L19 199V193L28 184ZM4 204L0 203V208H3Z\"/></svg>",
  "mask_w": 264,
  "mask_h": 264
},
{
  "label": "water",
  "instance_id": "95a60500",
  "mask_svg": "<svg viewBox=\"0 0 264 264\" xmlns=\"http://www.w3.org/2000/svg\"><path fill=\"white\" fill-rule=\"evenodd\" d=\"M62 154H63V152H62ZM62 156V155H61ZM41 176V175H40ZM40 176H39V174L37 175V177L35 178V182L34 183H36L38 180H39V178H40ZM38 178V179H37ZM33 184V183H32Z\"/></svg>",
  "mask_w": 264,
  "mask_h": 264
},
{
  "label": "crops",
  "instance_id": "0c3cea01",
  "mask_svg": "<svg viewBox=\"0 0 264 264\" xmlns=\"http://www.w3.org/2000/svg\"><path fill=\"white\" fill-rule=\"evenodd\" d=\"M174 27V26H173ZM176 29V28H175ZM179 46V45H178Z\"/></svg>",
  "mask_w": 264,
  "mask_h": 264
}]
</instances>
